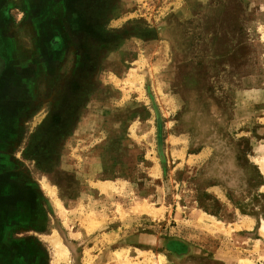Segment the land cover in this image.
<instances>
[{"label":"rangeland","instance_id":"rangeland-1","mask_svg":"<svg viewBox=\"0 0 264 264\" xmlns=\"http://www.w3.org/2000/svg\"><path fill=\"white\" fill-rule=\"evenodd\" d=\"M181 1L65 0L68 40L41 49L26 21L40 11L9 13L20 49L0 79V264H264V200L250 216L209 187L214 216L194 181L224 153L205 176L239 183L221 133L250 140L264 178V0ZM228 27L251 45L231 67Z\"/></svg>","mask_w":264,"mask_h":264},{"label":"trees","instance_id":"trees-1","mask_svg":"<svg viewBox=\"0 0 264 264\" xmlns=\"http://www.w3.org/2000/svg\"><path fill=\"white\" fill-rule=\"evenodd\" d=\"M240 7L236 5V8L231 13L233 16L227 19V25L230 27L233 25L234 27H238V17L240 12ZM229 27L228 30L225 31V36L220 37L219 41L223 44L225 48V54H222L226 57H229L226 62L227 67H231L232 64H235L236 57L235 54L239 53V55H243L244 57L249 52V49L251 45L247 43V41L240 39L235 40L236 44L232 45V37H226L230 35L229 33ZM217 40V38H215ZM215 40V41H216ZM214 41V38L211 40ZM239 63L236 62V66ZM199 70L203 71L202 75L206 73V68L202 67L203 62L199 65ZM233 66L232 68H234ZM234 69H231L227 71V76L232 74ZM222 72V71H221ZM157 137H158V145L161 146V121H157ZM222 138H224L226 144L230 148V153L232 155L233 160L235 161V167L237 172L240 174V181L237 182L234 186H228V181L206 177L205 171L208 169V167L217 159L219 156H223L224 153H214L212 155V158L208 160V162L205 164L204 168L198 172L197 176L195 177V186L197 189V197L196 201L198 203V206L203 211L218 216L221 204L220 202L214 198L211 195H208L205 193V189L209 187H215L220 186L225 191V197L227 200L235 207L237 208L242 214L250 215V216H259L261 215L260 211H256L254 209L255 205L253 203L260 202L261 200H264V194L259 193V189L264 185V178L260 174L258 168L256 165H254L249 157L252 154V144L250 143L249 139L246 138H239L235 139L230 135H227L226 133H221ZM197 153L196 150H189L188 154H195ZM203 187V188H202ZM251 206L250 209H248ZM245 209L249 210L246 211ZM263 218L264 216L261 215Z\"/></svg>","mask_w":264,"mask_h":264},{"label":"crops","instance_id":"crops-1","mask_svg":"<svg viewBox=\"0 0 264 264\" xmlns=\"http://www.w3.org/2000/svg\"><path fill=\"white\" fill-rule=\"evenodd\" d=\"M181 0H170L166 8L177 9L180 7ZM19 8L28 16L30 10H39L40 14L35 17L27 18V25L32 28L31 37L34 47L41 49L42 43L49 42L57 38L64 44L68 40V33L65 26V19L59 18V12H66L65 0H0V79L5 76L15 65V57H18L19 43L16 35L10 31L9 25L12 16L9 14L13 9ZM78 9H81L80 5ZM9 10V20L5 22L4 12ZM32 20V21H31ZM69 25V24H68ZM12 126V125H11ZM10 126V127H11ZM3 129L0 124V137H3Z\"/></svg>","mask_w":264,"mask_h":264}]
</instances>
